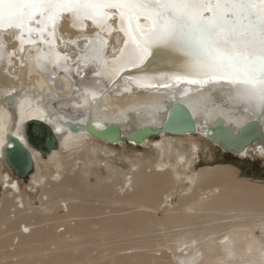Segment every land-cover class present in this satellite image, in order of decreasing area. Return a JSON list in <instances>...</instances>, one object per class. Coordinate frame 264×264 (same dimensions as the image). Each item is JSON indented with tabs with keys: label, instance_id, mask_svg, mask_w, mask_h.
<instances>
[{
	"label": "bare ground",
	"instance_id": "obj_1",
	"mask_svg": "<svg viewBox=\"0 0 264 264\" xmlns=\"http://www.w3.org/2000/svg\"><path fill=\"white\" fill-rule=\"evenodd\" d=\"M83 24L74 27L67 17L59 22L52 46L64 58L46 71L37 69L34 57L49 45L21 46L15 30H0V264H264V181L240 176L236 166L224 163L192 170L197 141L188 147L172 142L195 134L208 139L205 131L217 117L234 129L255 118L264 131V114L236 101L225 81L194 77L200 82L190 84L181 78L164 89L146 88L181 71L179 53L161 54L148 67L124 72L132 79L121 75L110 84L117 75H98L101 65L78 59L84 37L100 31L90 20ZM108 24L100 35L111 61L124 33L119 20ZM66 57L71 66L64 67ZM174 100L188 107L196 133H160L152 143L154 157L128 156L125 167L101 156L117 143L83 128L90 115L96 127L114 122L129 135L160 125ZM30 118L48 123L58 142L46 161L31 150L37 203L3 154L9 135L24 142L20 131ZM60 119L79 131L70 132ZM151 139L132 144L145 146ZM254 152L264 154V136L230 154Z\"/></svg>",
	"mask_w": 264,
	"mask_h": 264
},
{
	"label": "snow or ice",
	"instance_id": "obj_2",
	"mask_svg": "<svg viewBox=\"0 0 264 264\" xmlns=\"http://www.w3.org/2000/svg\"><path fill=\"white\" fill-rule=\"evenodd\" d=\"M66 17L74 27L90 20L100 30L84 37V55L78 57L99 63L98 75L142 69L150 58L179 53L184 78L223 80L236 101L264 114V0H0V30H15L21 46L49 45L46 53L36 50L40 71L59 67L64 58L52 45ZM116 18L123 47L109 61L100 32L109 31L108 21Z\"/></svg>",
	"mask_w": 264,
	"mask_h": 264
},
{
	"label": "water",
	"instance_id": "obj_3",
	"mask_svg": "<svg viewBox=\"0 0 264 264\" xmlns=\"http://www.w3.org/2000/svg\"><path fill=\"white\" fill-rule=\"evenodd\" d=\"M116 20H118V18H116ZM95 35L96 33L94 34L93 38ZM102 38L104 39L105 37ZM1 45L2 43L0 41V46ZM84 45L85 42L82 43L83 49ZM121 47H123V42ZM1 54L2 53H0V55ZM152 59L153 58H150V62L146 63V65L143 67H148L151 65ZM74 62H76V60ZM63 63L64 67L71 66L72 64H68L69 59L67 57L65 60H63ZM94 65L97 66L98 69L100 68L99 63L95 62ZM131 70L135 69L126 68L123 72L117 75L116 78L111 80L110 84L117 80L121 75L132 79L130 74V76H128L124 73ZM171 74H176V76L179 75L181 78H184L182 71ZM176 76H174V78L169 81L162 80V82L158 83V85L156 83H152L154 85L151 84L145 87H157L159 89L167 88L172 84L179 82V79L181 78L177 79ZM191 79L195 80L194 77H188L184 80H186L187 83L194 84L190 82ZM10 100L11 98L8 97V101ZM59 121L61 124L68 123L67 127L70 132L76 133L79 131V126L74 122L65 121L64 119H60ZM83 128L93 137L101 139L107 143H118L121 141L141 143L143 140L157 136L160 133H166L170 135L196 133V124L192 113L185 104L176 100L171 103L165 119H163L160 125H145L138 128L129 135H123L120 127L114 122L109 123L102 128L96 127L91 122L90 115L86 118ZM20 133L24 139V142L18 137L9 135L8 141L10 143L4 147L3 154L5 163L11 170L12 174L17 178L24 179L28 177V175L34 169L31 150L38 151L42 155H47L52 149L57 147L58 142L51 126L48 125V123L36 118L25 120ZM205 133L208 139L213 141L223 152L236 154L242 153L246 147L252 146L255 139H261L264 136V131L262 130L261 124L255 118L248 120L243 125H240L237 129H234V127H232L230 123H227L223 117H217L214 119L213 124L209 126ZM25 144H27L28 147H25Z\"/></svg>",
	"mask_w": 264,
	"mask_h": 264
},
{
	"label": "rangeland",
	"instance_id": "obj_4",
	"mask_svg": "<svg viewBox=\"0 0 264 264\" xmlns=\"http://www.w3.org/2000/svg\"><path fill=\"white\" fill-rule=\"evenodd\" d=\"M195 135L192 137L189 135L179 136L178 139L174 138L172 140L173 145L181 146V147L190 146L191 145L190 140L197 141L198 153L196 157H193V159L189 164V167H191L192 170H196L199 167H203V166H213L224 163V164H230L236 166L238 168V174L240 176L254 180L264 181V154H259L257 152H254L252 156L235 157V155H231L230 153L228 154L223 152L214 142L208 141V139H205L203 136L201 137L199 135L198 137L196 135L197 136L196 137ZM151 138L153 139L149 140L150 143H147L145 146L142 144H132L128 142L113 144V146L111 147L112 152H109L110 154L109 153L101 154V156L104 157L103 159H108L112 163H116L122 167H125L129 164L130 159H128V156H136L139 153H143L144 158L154 157L155 151H154V144L152 143H154L153 141L156 138L154 137ZM60 152H66V150L65 151L61 150ZM41 158L44 161L48 160L47 155H43ZM99 168L103 169L104 171L103 164H101ZM94 169H96V167H94ZM36 174L37 171L34 169L28 175V177L24 179L18 178L20 179L21 186L26 190L27 193H29L32 201H34L35 203H37L36 196L39 192V186H35L33 182ZM1 196L3 195H1L0 193V197Z\"/></svg>",
	"mask_w": 264,
	"mask_h": 264
},
{
	"label": "trees",
	"instance_id": "obj_5",
	"mask_svg": "<svg viewBox=\"0 0 264 264\" xmlns=\"http://www.w3.org/2000/svg\"><path fill=\"white\" fill-rule=\"evenodd\" d=\"M236 157V156H235Z\"/></svg>",
	"mask_w": 264,
	"mask_h": 264
}]
</instances>
